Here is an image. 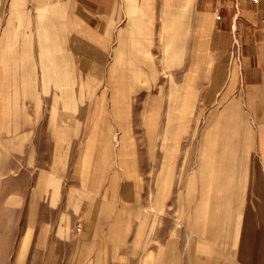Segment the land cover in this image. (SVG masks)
<instances>
[{"label": "rangeland", "instance_id": "1", "mask_svg": "<svg viewBox=\"0 0 264 264\" xmlns=\"http://www.w3.org/2000/svg\"><path fill=\"white\" fill-rule=\"evenodd\" d=\"M63 3L0 0V264H264V150L192 5Z\"/></svg>", "mask_w": 264, "mask_h": 264}, {"label": "crops", "instance_id": "2", "mask_svg": "<svg viewBox=\"0 0 264 264\" xmlns=\"http://www.w3.org/2000/svg\"><path fill=\"white\" fill-rule=\"evenodd\" d=\"M64 2L69 15L85 24L87 8L100 23L110 22L118 0H53ZM140 2V1H139ZM172 7H191L195 32L206 41L209 62L220 64L219 85L223 87L237 76L239 101L250 106L256 136L264 150V0H173ZM79 39L85 35L78 32ZM81 35V37H80ZM239 41L240 62L230 55L234 39ZM206 57V58H207ZM262 210V209H261ZM237 254L241 255L240 250ZM128 263V261H126ZM224 264H229L228 262ZM235 264V263H233Z\"/></svg>", "mask_w": 264, "mask_h": 264}, {"label": "built area", "instance_id": "3", "mask_svg": "<svg viewBox=\"0 0 264 264\" xmlns=\"http://www.w3.org/2000/svg\"><path fill=\"white\" fill-rule=\"evenodd\" d=\"M230 55L233 59H236L237 61L240 62L241 55H240V50H239V41L237 38L234 39V44L231 49Z\"/></svg>", "mask_w": 264, "mask_h": 264}, {"label": "bare ground", "instance_id": "4", "mask_svg": "<svg viewBox=\"0 0 264 264\" xmlns=\"http://www.w3.org/2000/svg\"><path fill=\"white\" fill-rule=\"evenodd\" d=\"M119 38V37H118ZM115 61V60H114ZM116 61H118V60H116ZM116 65V64H115Z\"/></svg>", "mask_w": 264, "mask_h": 264}]
</instances>
